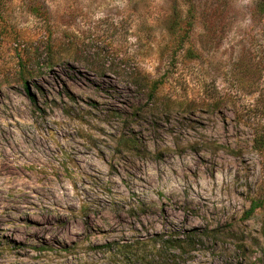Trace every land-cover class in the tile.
Returning <instances> with one entry per match:
<instances>
[{
	"label": "rangeland",
	"instance_id": "1",
	"mask_svg": "<svg viewBox=\"0 0 264 264\" xmlns=\"http://www.w3.org/2000/svg\"><path fill=\"white\" fill-rule=\"evenodd\" d=\"M0 264H264V0H0Z\"/></svg>",
	"mask_w": 264,
	"mask_h": 264
},
{
	"label": "trees",
	"instance_id": "2",
	"mask_svg": "<svg viewBox=\"0 0 264 264\" xmlns=\"http://www.w3.org/2000/svg\"><path fill=\"white\" fill-rule=\"evenodd\" d=\"M27 88V87H26ZM256 200H252L251 202V206L249 207V209L247 210V215H250V213L255 209L256 205ZM124 245H118L119 248H122ZM134 255V254H133Z\"/></svg>",
	"mask_w": 264,
	"mask_h": 264
}]
</instances>
